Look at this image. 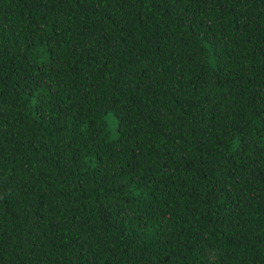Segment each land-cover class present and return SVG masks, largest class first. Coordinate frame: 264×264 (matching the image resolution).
<instances>
[{"label": "trees", "instance_id": "1", "mask_svg": "<svg viewBox=\"0 0 264 264\" xmlns=\"http://www.w3.org/2000/svg\"><path fill=\"white\" fill-rule=\"evenodd\" d=\"M0 264H264V0H0Z\"/></svg>", "mask_w": 264, "mask_h": 264}, {"label": "rangeland", "instance_id": "2", "mask_svg": "<svg viewBox=\"0 0 264 264\" xmlns=\"http://www.w3.org/2000/svg\"><path fill=\"white\" fill-rule=\"evenodd\" d=\"M110 123H111V130H112V136L116 137L117 136V121L113 118L110 117Z\"/></svg>", "mask_w": 264, "mask_h": 264}]
</instances>
